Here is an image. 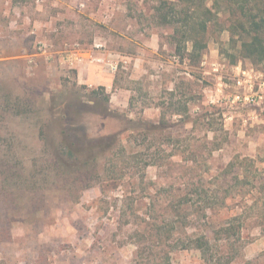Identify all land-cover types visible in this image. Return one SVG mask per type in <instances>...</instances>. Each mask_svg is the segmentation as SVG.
Listing matches in <instances>:
<instances>
[{
  "label": "rangeland",
  "instance_id": "rangeland-1",
  "mask_svg": "<svg viewBox=\"0 0 264 264\" xmlns=\"http://www.w3.org/2000/svg\"><path fill=\"white\" fill-rule=\"evenodd\" d=\"M162 1L0 0V264H264V103L233 100L234 67L264 79L240 52L264 0ZM111 63L115 104L132 89L116 117L77 74ZM69 122L119 141L73 158ZM228 218L213 260L189 242Z\"/></svg>",
  "mask_w": 264,
  "mask_h": 264
},
{
  "label": "trees",
  "instance_id": "trees-1",
  "mask_svg": "<svg viewBox=\"0 0 264 264\" xmlns=\"http://www.w3.org/2000/svg\"><path fill=\"white\" fill-rule=\"evenodd\" d=\"M184 5L191 8H201L204 6V8H207L206 11L208 13H212L211 9L205 6L206 0H179ZM162 4H169V1L163 0ZM210 20V17L201 18L198 20V23L196 24V28L194 29L197 33L204 32L207 28V23ZM165 21L167 22H174V20H168L167 16L165 17ZM255 34L252 36V38L249 41H244L242 43L240 52L242 55L246 58L253 59L256 62L263 63L264 62V15L260 17L259 20H255L253 22ZM190 40V39H189ZM182 41L186 40H179V43H177V51L179 53L182 52L183 47L180 45ZM188 41V40H187ZM199 41L197 39L194 40V48H196V45ZM198 46V45H197ZM202 49V46L200 47ZM196 55L195 53H191V56ZM92 94L95 100L102 104L104 107V113L102 115H112V116H121L119 115L116 110H113L110 104L111 98L110 94L107 93L106 88L104 86H99L98 88L92 89ZM124 117H126L124 115ZM153 123V122H152ZM152 123H145V128H156V124ZM161 123V121H159ZM82 126L77 127L73 122L65 123L64 128L62 129L63 133V145L68 150V154L78 159L79 155L81 153H85V151L89 150L91 147H93L96 143H99L98 146H102L104 148L103 150L107 149V142L112 139V142H117L118 135L113 134V136H107V137H101L98 140H92L89 138L85 131H81ZM128 128L125 127V129H122L121 132L127 130ZM114 137V138H113ZM113 142V143H114ZM191 200V199H190ZM206 214V213H205ZM241 232L240 227H236L234 224L233 218H228L225 223H222L218 229H214L213 231H207L206 234L190 238L189 242L194 246V248L199 249L203 252V254L207 256H211L213 260L214 257L212 254H209L207 251H211L212 245L210 240L216 239V240H226L227 243L231 241V239L235 238L239 233ZM212 234V237L211 235ZM187 243L184 241L183 245H181V248H188ZM139 253H143L140 251ZM142 256V255H141ZM234 256H230L229 260H233ZM140 264V263H139ZM159 264H172L170 255L163 259Z\"/></svg>",
  "mask_w": 264,
  "mask_h": 264
},
{
  "label": "built area",
  "instance_id": "built-area-1",
  "mask_svg": "<svg viewBox=\"0 0 264 264\" xmlns=\"http://www.w3.org/2000/svg\"><path fill=\"white\" fill-rule=\"evenodd\" d=\"M75 53V52H74ZM86 54V53H85ZM84 53H80L79 60L83 61ZM71 59V57L69 58ZM174 62L178 63V65H184L185 66V74L190 75L189 71V63L187 60H182L180 55H174L173 56ZM92 60H100L97 58H92ZM73 64V61H71ZM208 59H204L202 62L203 65H207ZM113 72H116L118 67L116 64L111 63V67H109ZM214 71L219 70L214 66L212 68ZM234 69L237 70L236 77V87L239 91H241L239 88H246L249 87L251 92L247 94H236L234 96V102L242 103V104H250V105H262L264 103V79L260 78V73L256 72L254 68L252 67H242V65H238L237 67H234Z\"/></svg>",
  "mask_w": 264,
  "mask_h": 264
},
{
  "label": "crops",
  "instance_id": "crops-1",
  "mask_svg": "<svg viewBox=\"0 0 264 264\" xmlns=\"http://www.w3.org/2000/svg\"><path fill=\"white\" fill-rule=\"evenodd\" d=\"M174 63L178 64L176 62ZM134 66H135V70L140 69L143 72H147V69L149 68V67H144V64H142L141 67H137V66H140L138 62H135ZM77 68H78V71H77L78 78L83 79L85 83L89 84L90 86H94V84H96L95 86H104L107 92H109L110 89L113 90L114 85H115L114 84L115 80H114L112 72H110L109 70V67H104L102 68V70H100L99 67H91V66L90 67H77ZM184 72L185 71H183L182 73ZM131 92H132V89H128V90H125V93L123 94L117 93L116 104L114 102L115 93L110 94L111 107H114L118 110L126 108L130 104V98H128V93H131ZM147 116L151 118V114H147Z\"/></svg>",
  "mask_w": 264,
  "mask_h": 264
}]
</instances>
